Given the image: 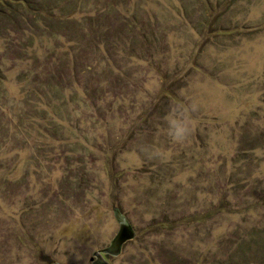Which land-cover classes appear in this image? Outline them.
Here are the masks:
<instances>
[{"label": "rangeland", "instance_id": "rangeland-1", "mask_svg": "<svg viewBox=\"0 0 264 264\" xmlns=\"http://www.w3.org/2000/svg\"><path fill=\"white\" fill-rule=\"evenodd\" d=\"M116 207L110 264H264V0H0V264H93Z\"/></svg>", "mask_w": 264, "mask_h": 264}, {"label": "water", "instance_id": "water-1", "mask_svg": "<svg viewBox=\"0 0 264 264\" xmlns=\"http://www.w3.org/2000/svg\"><path fill=\"white\" fill-rule=\"evenodd\" d=\"M115 216L119 222V229L111 239L110 244L95 252V259L93 264H110L105 258L104 254L118 255L122 252L124 244L135 237L136 230L131 223L130 219L118 207L115 208ZM51 264H66L53 262Z\"/></svg>", "mask_w": 264, "mask_h": 264}, {"label": "trees", "instance_id": "trees-1", "mask_svg": "<svg viewBox=\"0 0 264 264\" xmlns=\"http://www.w3.org/2000/svg\"><path fill=\"white\" fill-rule=\"evenodd\" d=\"M236 27L232 26V27H225V26H222V24L220 25H217V27L215 28V30H218V31H232L233 29H235Z\"/></svg>", "mask_w": 264, "mask_h": 264}]
</instances>
